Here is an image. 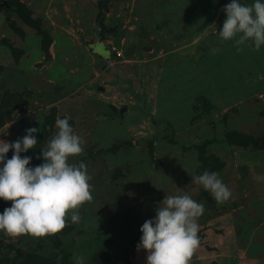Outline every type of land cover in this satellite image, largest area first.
<instances>
[{
	"label": "rangeland",
	"instance_id": "374dc122",
	"mask_svg": "<svg viewBox=\"0 0 264 264\" xmlns=\"http://www.w3.org/2000/svg\"><path fill=\"white\" fill-rule=\"evenodd\" d=\"M230 2L9 0L0 12V140L40 129L21 154L35 167L56 120L68 118L83 141L69 163L87 166L93 199L55 236L12 242L0 232V264L53 256L75 225V264H147L141 226L165 196L183 194L205 208L190 264H264V45L238 52L235 40L221 42ZM101 16L115 30L99 39ZM204 171L232 192L218 207L191 182Z\"/></svg>",
	"mask_w": 264,
	"mask_h": 264
},
{
	"label": "clouds",
	"instance_id": "9594fccd",
	"mask_svg": "<svg viewBox=\"0 0 264 264\" xmlns=\"http://www.w3.org/2000/svg\"><path fill=\"white\" fill-rule=\"evenodd\" d=\"M226 19L218 32L221 42L235 40L238 52L247 45L259 51L264 45V3L255 0L251 6L231 0L223 8ZM219 49H212L215 54ZM53 137L42 148L44 162L30 167L31 157L23 156L37 145L35 133L29 128L23 138L15 142L0 140V200L11 202L0 214V232L16 242L20 237L42 239L55 236L67 226L69 216L78 224L80 208L93 199L87 166L69 163L71 157L83 153V141L75 134L68 118H58ZM12 150L11 159L7 154ZM191 182L208 191L217 204L232 196L216 172L204 171ZM204 205L188 194L165 196L156 210L155 219L144 222L137 250L146 251L147 264H190L200 247L198 219ZM83 264L84 257H75Z\"/></svg>",
	"mask_w": 264,
	"mask_h": 264
},
{
	"label": "water",
	"instance_id": "95a60500",
	"mask_svg": "<svg viewBox=\"0 0 264 264\" xmlns=\"http://www.w3.org/2000/svg\"><path fill=\"white\" fill-rule=\"evenodd\" d=\"M9 6H10L9 0H0V12H3L4 14H6V8H9ZM96 30H97V37L99 39H102L104 34L113 32L115 30V28L114 27H107L105 25V22H104V16H101L97 20ZM260 145L264 146V141L261 142ZM219 205L220 204L216 203V207H218ZM77 232H78V228L75 225L74 228L72 230H70L69 232L59 235V238L61 241L60 247L63 250L72 251L73 244H74V236L76 235Z\"/></svg>",
	"mask_w": 264,
	"mask_h": 264
},
{
	"label": "trees",
	"instance_id": "16d2710c",
	"mask_svg": "<svg viewBox=\"0 0 264 264\" xmlns=\"http://www.w3.org/2000/svg\"><path fill=\"white\" fill-rule=\"evenodd\" d=\"M7 10V8H6ZM112 55L116 57L115 52L111 51ZM257 143L254 142V145ZM4 208L11 207V202H2ZM58 240V238H57ZM59 243V240L57 241ZM71 252L67 250L60 249L53 256L47 255H38V254H27L25 258V262L22 264H75V262L71 259Z\"/></svg>",
	"mask_w": 264,
	"mask_h": 264
},
{
	"label": "built area",
	"instance_id": "2783aa9c",
	"mask_svg": "<svg viewBox=\"0 0 264 264\" xmlns=\"http://www.w3.org/2000/svg\"><path fill=\"white\" fill-rule=\"evenodd\" d=\"M111 51H113V52H115V54L117 55V56H120L121 55V51L116 47V46H112L111 47ZM6 142H12V141H6Z\"/></svg>",
	"mask_w": 264,
	"mask_h": 264
},
{
	"label": "crops",
	"instance_id": "0c3cea01",
	"mask_svg": "<svg viewBox=\"0 0 264 264\" xmlns=\"http://www.w3.org/2000/svg\"><path fill=\"white\" fill-rule=\"evenodd\" d=\"M108 57H109V56H108ZM108 57H107V58H108Z\"/></svg>",
	"mask_w": 264,
	"mask_h": 264
},
{
	"label": "flooded vegetation",
	"instance_id": "af4514ba",
	"mask_svg": "<svg viewBox=\"0 0 264 264\" xmlns=\"http://www.w3.org/2000/svg\"><path fill=\"white\" fill-rule=\"evenodd\" d=\"M109 27V26H108Z\"/></svg>",
	"mask_w": 264,
	"mask_h": 264
}]
</instances>
